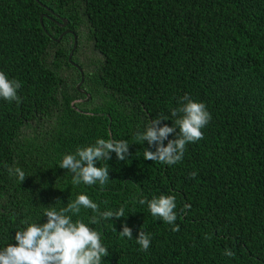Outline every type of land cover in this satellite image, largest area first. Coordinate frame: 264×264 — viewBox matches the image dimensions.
<instances>
[{"label":"trees","instance_id":"16d2710c","mask_svg":"<svg viewBox=\"0 0 264 264\" xmlns=\"http://www.w3.org/2000/svg\"><path fill=\"white\" fill-rule=\"evenodd\" d=\"M39 2L52 13L35 0H0V72L21 83L19 103L0 99V250L25 221L45 223V208L87 195L99 212L124 208L94 225L91 209L69 213L100 232L104 264H264V0ZM65 30L73 33L58 42L48 36ZM75 37L82 82L68 60ZM88 43L99 57L84 66L78 50ZM185 95L211 116L204 138L176 164L144 160L156 145L137 132L157 117L171 127ZM97 139L127 141L129 155L97 163L109 167L103 187L74 185L62 157ZM160 195L176 198L172 225L138 203ZM122 226L132 239L119 235ZM139 231L150 235L147 251Z\"/></svg>","mask_w":264,"mask_h":264},{"label":"clouds","instance_id":"9594fccd","mask_svg":"<svg viewBox=\"0 0 264 264\" xmlns=\"http://www.w3.org/2000/svg\"><path fill=\"white\" fill-rule=\"evenodd\" d=\"M20 87L19 81L9 79L5 73L0 72V99L19 103L17 91ZM179 103V107L171 110V117H176L171 127L167 125L160 127V122L169 118L157 117L151 120L143 131L137 132L136 139L140 143L147 141L150 146L153 143L156 145L155 151H143L144 160L167 165L176 164L182 160L186 145L204 138L202 129L211 119L206 106L194 102L188 95L182 97ZM171 134H175V138L168 140ZM166 139L167 146H163ZM128 150L127 141L97 139L93 145L77 148L75 153L63 155L59 168L66 169L72 174L74 185L83 183L92 186L99 183L103 187L109 180V167L106 163L103 167H97V163L111 159L110 153H115L118 161H125L129 155ZM9 173L15 175L21 182L26 177L20 168H10ZM189 175L195 178L197 174L192 172ZM175 199L174 195H160L151 200L142 198L138 203L146 204L154 218L172 225L177 219ZM82 207L98 213V216H92L90 219L93 225L99 220L120 219L125 214L123 207L115 212L110 210L99 212L98 204L87 195H78L74 201L59 211L54 207L45 208L43 217H46V222L29 224L25 221L27 226L15 232L13 237L15 244H9L0 250V264H104L103 258L109 253L102 243L100 232L81 220L73 221L69 215V213L78 215ZM188 207L190 206L185 205V208ZM171 230L179 231V227L175 226ZM119 235L132 239V230L122 226ZM150 240L149 234L138 232L136 243L141 251L148 250ZM224 255L232 257L234 253L231 249H225Z\"/></svg>","mask_w":264,"mask_h":264},{"label":"water","instance_id":"95a60500","mask_svg":"<svg viewBox=\"0 0 264 264\" xmlns=\"http://www.w3.org/2000/svg\"><path fill=\"white\" fill-rule=\"evenodd\" d=\"M35 1L39 4L40 7L44 8L46 11H50V10H48V8H46L44 5H42V4L39 2V0H35ZM50 12L52 13V11H50ZM44 17H47V15H45V14H41V15H40V23H41V25H42V18H44ZM60 21H61L60 26H62V27L65 26L66 23H67L66 20H65V19H62V18H60ZM45 33H47L46 30H45ZM66 33L71 34V33H73V32H66ZM66 33H65V32L62 33L61 36H60L58 39H54V38H52L49 34H48V36H49L51 39H53L55 42H58L59 39H60L64 34H66ZM76 44H77V40H76V37H75V38H74V42H73V48H72V50H71V52H70V54H69V56H68V60H69V62H70V64H71L72 66L76 67V68L80 71V73H81V77H82L81 82H82V81H83V73H82V69L80 68L79 65H77L76 63H74L73 61H71V57H72V54H73V50L75 49ZM81 82H80L79 84H77L76 88H77V90H78L80 93L87 95L84 91L80 90ZM87 97H88V95H87Z\"/></svg>","mask_w":264,"mask_h":264},{"label":"flooded vegetation","instance_id":"af4514ba","mask_svg":"<svg viewBox=\"0 0 264 264\" xmlns=\"http://www.w3.org/2000/svg\"><path fill=\"white\" fill-rule=\"evenodd\" d=\"M58 25L60 26V24H58ZM60 27L63 28L65 26H63V27L60 26ZM64 32L66 33V32H73V31H71V30H65L62 33H64ZM66 34H69V33H66ZM88 45H87L88 46L87 48L85 47L84 44L81 45L79 47L78 53L82 50L81 52H82V54H85L84 56H87L86 58H91L92 56H98L99 57V52L94 49V45H92L91 43H88ZM80 61H82L84 63L83 59H81V58H80ZM84 64H85L84 66H86L88 64L87 61ZM92 67H94V65H92Z\"/></svg>","mask_w":264,"mask_h":264},{"label":"rangeland","instance_id":"374dc122","mask_svg":"<svg viewBox=\"0 0 264 264\" xmlns=\"http://www.w3.org/2000/svg\"><path fill=\"white\" fill-rule=\"evenodd\" d=\"M88 45V44H87ZM89 46V45H88ZM88 46H85L86 48L88 47ZM82 51V50H81ZM79 52L78 54H79V58H81V59H83V61H84V59H87L88 61H90V58H86L87 56H84L85 54H82V52ZM92 56V55H91ZM90 56V57H91ZM63 76H66V74H64L63 73Z\"/></svg>","mask_w":264,"mask_h":264}]
</instances>
